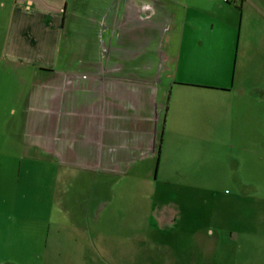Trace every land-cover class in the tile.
Returning <instances> with one entry per match:
<instances>
[{
  "label": "crops",
  "instance_id": "0c3cea01",
  "mask_svg": "<svg viewBox=\"0 0 264 264\" xmlns=\"http://www.w3.org/2000/svg\"><path fill=\"white\" fill-rule=\"evenodd\" d=\"M184 4L0 0V264H23L6 250L30 264H101L99 179L83 186L81 172L150 179L165 142L210 137V117L248 124L235 133L263 174L264 0ZM192 50L210 64L194 65ZM160 56L167 73L153 70ZM226 199L241 209L210 227V264H264V197Z\"/></svg>",
  "mask_w": 264,
  "mask_h": 264
},
{
  "label": "rangeland",
  "instance_id": "374dc122",
  "mask_svg": "<svg viewBox=\"0 0 264 264\" xmlns=\"http://www.w3.org/2000/svg\"><path fill=\"white\" fill-rule=\"evenodd\" d=\"M193 1L196 0H184V5L187 2L190 6ZM183 11L185 17V8ZM192 13L188 11V21ZM171 45L166 48L169 58L176 49V45ZM189 53L194 65L208 64L209 60L198 58L194 50ZM158 58L153 59V70H166V73L171 70L169 59L162 66V57ZM165 74L161 75L163 81ZM214 123L220 135L211 131ZM214 123L210 117V137L204 133H186L173 142H165L168 154L163 156L158 171H152L150 179H142L143 168L140 172L118 174L81 172L83 186L89 185L94 176L99 179L94 205L99 215L101 248L91 253L101 259V264H210V241H213L210 227L223 220L224 214L239 215L241 209L239 204L232 208L225 203L226 198L264 197V172H256L257 161L261 159L242 152L239 135L235 133L239 127L248 128V124L238 125L233 120ZM262 159L264 168V155ZM32 211L39 213L34 207ZM66 229L65 242L76 244L69 220ZM70 230L74 232L71 234ZM4 254L9 260L31 263L24 250H6ZM48 264L58 262L52 260Z\"/></svg>",
  "mask_w": 264,
  "mask_h": 264
},
{
  "label": "built area",
  "instance_id": "2783aa9c",
  "mask_svg": "<svg viewBox=\"0 0 264 264\" xmlns=\"http://www.w3.org/2000/svg\"><path fill=\"white\" fill-rule=\"evenodd\" d=\"M226 1H228V0H226Z\"/></svg>",
  "mask_w": 264,
  "mask_h": 264
}]
</instances>
